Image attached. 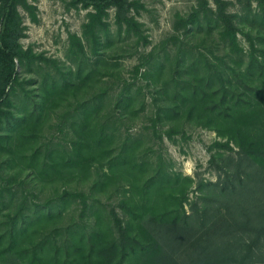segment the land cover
Masks as SVG:
<instances>
[{
  "label": "trees",
  "instance_id": "16d2710c",
  "mask_svg": "<svg viewBox=\"0 0 264 264\" xmlns=\"http://www.w3.org/2000/svg\"><path fill=\"white\" fill-rule=\"evenodd\" d=\"M75 3L92 9L90 57L41 74L33 94L19 67L55 62L20 44L18 7L28 0H0L1 263L264 264V0H197L130 78L108 50L115 35L136 39V53L148 42L131 15L138 0ZM16 94L21 117L10 122ZM190 123L225 139L208 148L222 173L199 181L203 193L192 201V178L143 147L184 135Z\"/></svg>",
  "mask_w": 264,
  "mask_h": 264
},
{
  "label": "rangeland",
  "instance_id": "374dc122",
  "mask_svg": "<svg viewBox=\"0 0 264 264\" xmlns=\"http://www.w3.org/2000/svg\"><path fill=\"white\" fill-rule=\"evenodd\" d=\"M138 2V9L132 11L131 15H134L136 21L140 23L142 35L146 37L148 42L141 44L136 53V39L126 34L117 37L114 32L115 37L113 39L116 44L111 50H108V56L121 64L128 78L131 77V73L127 71L138 62V57L143 52L150 51L152 47H157L159 52H162L158 47L160 46L159 43L173 33L176 15H187L197 5V0H138ZM28 5L30 8H25L22 5L18 7L23 28L20 44L23 49H29L36 55H41L48 61L55 62L39 63L36 61L37 63L32 66L19 67L22 85L36 94L39 90L41 74L50 72V75H54V67L63 71L74 70L78 65L84 66L88 61L92 43L86 40L85 35L88 31L87 24L90 22L89 13L92 9L75 3V0H28ZM237 6H229L228 9L235 11ZM105 21L107 27L114 31L116 27L115 9L111 8L107 11ZM99 35L102 36V33ZM72 37H76L79 39L78 41L81 40L84 43L83 51L79 52L73 48L74 39ZM78 41L74 40L75 47H78ZM241 44L247 48L244 40H241ZM37 66L42 67V70H39ZM25 80L28 81V84L24 83ZM20 95L16 94V97L12 99L14 103L13 107L9 109L10 115H12L8 120L10 122L21 117V104L20 100L17 99ZM152 95L153 93L147 94L148 103H150L149 97ZM69 100L73 102L71 96ZM55 109L57 114H51L52 118H55L60 112L59 108ZM144 119L147 120L148 115L141 116V120L132 125L131 133L138 134L140 132ZM185 129L184 135L178 133L172 135L171 138L164 135L161 141L153 139L150 142L145 141L143 147L152 145L153 151L155 153L160 151L164 157L166 169L178 173L183 178H192V182L187 185L185 190L188 201H192L197 200V197L203 193L202 189H198L199 181L216 182L222 173L216 164L210 163V156L215 151L208 148L214 141L225 139L218 136L214 129L195 124H187ZM0 135H4L1 130ZM218 165L220 166L221 163ZM83 185L87 188V184ZM86 191L88 192V189ZM46 194V191H43L39 193V197ZM114 199L110 198L106 202L110 204ZM185 208L189 211L187 204ZM0 264H2L1 261Z\"/></svg>",
  "mask_w": 264,
  "mask_h": 264
}]
</instances>
